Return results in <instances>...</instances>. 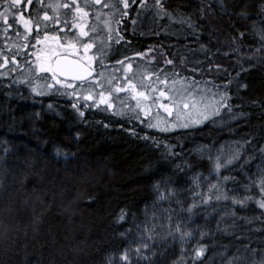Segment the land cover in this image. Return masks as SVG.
Here are the masks:
<instances>
[{
  "label": "trees",
  "instance_id": "obj_1",
  "mask_svg": "<svg viewBox=\"0 0 264 264\" xmlns=\"http://www.w3.org/2000/svg\"><path fill=\"white\" fill-rule=\"evenodd\" d=\"M129 3L119 25L123 39L112 44L109 60L154 48L148 55L159 68L195 77L213 92L226 90L234 119L224 126L211 119L165 132L112 110L81 106V117L69 97L38 95L13 82L23 79L20 73L0 76V264H107L109 255L127 246L120 232L135 233L146 220L167 224L162 209L168 208L192 229V238L182 245L178 235L173 239L158 227L155 255L146 250L151 261L138 264H173L182 247L185 264H227L230 257L253 264L264 256V209L254 202L241 208L212 201L193 213L180 211L176 203L187 209L193 202L191 177L197 172L202 180L208 177L209 149L215 156L222 145L242 146L234 170H221L237 183L247 182L245 171L264 165L259 151L264 147V48L257 35L264 29V0H163L171 20L156 15L155 0H147L146 8L139 0ZM112 35L115 39L117 33ZM167 59L174 64L166 65ZM157 181H168L161 193L174 188L176 195L158 200ZM233 207L237 215H225ZM122 209L126 219L117 223ZM197 242L206 246L198 259Z\"/></svg>",
  "mask_w": 264,
  "mask_h": 264
},
{
  "label": "snow or ice",
  "instance_id": "obj_2",
  "mask_svg": "<svg viewBox=\"0 0 264 264\" xmlns=\"http://www.w3.org/2000/svg\"><path fill=\"white\" fill-rule=\"evenodd\" d=\"M131 2L135 4L137 0ZM139 2L141 7H148L147 0ZM3 5L6 7L0 11V68L9 64L12 68L8 72H0V76L14 74L22 62L28 75L23 79L17 77L14 83L27 85L38 95L55 93L69 97L73 101L71 107L81 117L85 115L81 106L98 108L104 112L112 110L113 115L136 119L149 128H160L163 123L164 127L160 130L166 132L170 124L177 128H188L218 115L222 108L231 111L230 105L226 103L230 99L226 90L222 94L210 93L199 87L195 77H184L174 70L168 72L159 68L154 64L156 58L148 55L154 48H150L148 52H136L132 57L124 56L114 62L109 60L112 44H118L123 39L118 35L119 25L123 17L128 15L129 0H3ZM21 5L22 8L17 7ZM155 7L157 16L174 19L164 7L163 0H155ZM28 9L33 10L26 15L25 11ZM113 22L116 27H113ZM192 26L189 23V27ZM113 32L117 33L115 39ZM257 35L261 48H264V29ZM240 36L243 37L244 33L241 32ZM92 50V55H89ZM17 57L21 59L18 60ZM137 57L140 59H136ZM164 63L173 65L174 61L167 59ZM192 71L195 72L196 69ZM242 87L246 88L247 85ZM218 95L219 100L216 99ZM154 106L157 115L162 109L172 119L157 120L155 123L145 119L150 117ZM51 107L49 104V108ZM241 148L242 146L232 148L222 145L215 156L211 155L209 149L206 157L210 165L208 177L202 180L203 173L200 172L191 177L192 188L189 191L193 202L184 209L183 202L176 200L181 206L180 211L193 213L195 208L200 205L210 206L212 201H231L233 206L239 205L241 208L254 202L258 208L264 209V165H257L256 171L252 173L245 171L246 183H237L236 177L221 175V170H234V165L241 160ZM200 151L203 153L204 149L201 148ZM259 151L264 157V147ZM61 154L63 153L57 149V155ZM250 159L252 157L240 164L241 171H244ZM185 165L191 167L186 162ZM180 167L178 164L177 168ZM213 174L214 180L210 179ZM230 181L233 183L232 188L227 187ZM167 183L168 181H157L154 185L160 193L158 200H167L176 195L174 188H165L161 193L162 185ZM162 211L167 224L146 220L142 222L143 227L135 226V233L131 228L120 232L122 238H127V246L109 255L107 264L151 261L152 256L147 255L146 250L155 255L153 242L160 236L156 230L158 227L167 229L166 236L173 239L178 235L182 245L192 238V229L188 228L187 223L179 218L174 209ZM173 214L176 215L175 220ZM145 215H149L147 209ZM225 215L236 216L235 207ZM151 216L155 219L157 213L152 211ZM125 219L126 213L122 209L117 223ZM205 235L204 232L200 233L201 238ZM193 251L198 259L203 256L206 246L197 242ZM242 259L244 258L230 257L227 264H238ZM173 264H185L183 247L181 257ZM253 264H264V256L259 261H253Z\"/></svg>",
  "mask_w": 264,
  "mask_h": 264
},
{
  "label": "rangeland",
  "instance_id": "obj_3",
  "mask_svg": "<svg viewBox=\"0 0 264 264\" xmlns=\"http://www.w3.org/2000/svg\"><path fill=\"white\" fill-rule=\"evenodd\" d=\"M6 7V5H3V6H0V11H3V8ZM18 7V6H17ZM27 15V14H26ZM10 22H11V18H10ZM91 22V21H90ZM94 50L90 51L89 55H92ZM18 60H20L21 58L20 57H17ZM136 59H140V58H136ZM12 68V65L9 64L7 67L5 68H0V72H8L10 69ZM16 73H20L21 75L25 76V75H28V71L27 69L23 66V63L21 62V65H20V68L17 70ZM199 87L201 89H204L205 91L207 92H210V93H213L212 90H210L209 87H203L202 84H199ZM123 95V93L121 94ZM219 95L216 97L217 100H219ZM165 103H167V101H165ZM64 106V105H63ZM65 107V106H64ZM103 107V105H101V108ZM117 107H119V105H117ZM142 117H143V114H141ZM169 119L171 120L172 118L170 117H167V114L163 112L162 109L159 110V115L156 114V110H155V106L152 110V113L150 115V117L148 118H145V119H150V121L152 123H155L157 120H160V121H163L164 119ZM232 118V119H230ZM211 119H213V122L215 125H219V126H224L226 125L229 121H232L234 118L233 116L231 115V111H229L228 109L226 108H222L220 113L214 117H211L209 120L205 121V122H208L210 121ZM229 119V120H228ZM204 122V123H205ZM204 123L202 124H199V125H192L188 128H192V127H196V126H200V125H203ZM142 124V123H141ZM164 125L163 123L160 124V128H163ZM188 128H177V127H173L171 124L169 125V130L168 131H175V130H183V129H188Z\"/></svg>",
  "mask_w": 264,
  "mask_h": 264
}]
</instances>
